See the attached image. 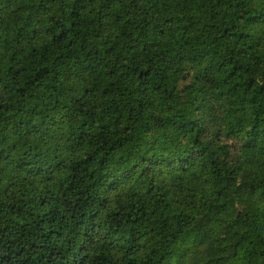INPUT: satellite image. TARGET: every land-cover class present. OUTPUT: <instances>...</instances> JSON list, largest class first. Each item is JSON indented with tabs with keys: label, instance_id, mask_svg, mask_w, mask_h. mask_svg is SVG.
<instances>
[{
	"label": "trees",
	"instance_id": "1",
	"mask_svg": "<svg viewBox=\"0 0 264 264\" xmlns=\"http://www.w3.org/2000/svg\"><path fill=\"white\" fill-rule=\"evenodd\" d=\"M223 258L264 264V0H0V264Z\"/></svg>",
	"mask_w": 264,
	"mask_h": 264
},
{
	"label": "rangeland",
	"instance_id": "2",
	"mask_svg": "<svg viewBox=\"0 0 264 264\" xmlns=\"http://www.w3.org/2000/svg\"><path fill=\"white\" fill-rule=\"evenodd\" d=\"M210 225L217 237L223 238L225 242L229 244L240 246L250 237L248 232H242L238 226L232 222L220 220L219 216L212 217ZM211 264H229V259L223 258L219 262Z\"/></svg>",
	"mask_w": 264,
	"mask_h": 264
}]
</instances>
